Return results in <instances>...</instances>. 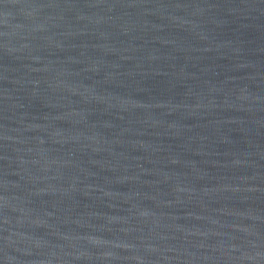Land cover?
<instances>
[{
	"label": "water",
	"instance_id": "obj_1",
	"mask_svg": "<svg viewBox=\"0 0 264 264\" xmlns=\"http://www.w3.org/2000/svg\"><path fill=\"white\" fill-rule=\"evenodd\" d=\"M0 264H264V0H0Z\"/></svg>",
	"mask_w": 264,
	"mask_h": 264
}]
</instances>
